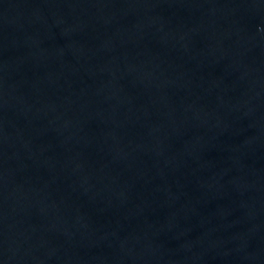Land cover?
I'll list each match as a JSON object with an SVG mask.
<instances>
[{"label":"water","instance_id":"1","mask_svg":"<svg viewBox=\"0 0 264 264\" xmlns=\"http://www.w3.org/2000/svg\"><path fill=\"white\" fill-rule=\"evenodd\" d=\"M0 264H264V0H0Z\"/></svg>","mask_w":264,"mask_h":264}]
</instances>
